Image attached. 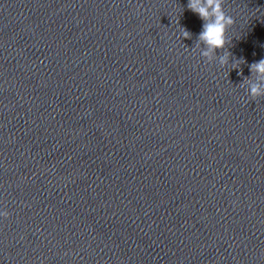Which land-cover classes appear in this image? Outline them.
<instances>
[{
  "label": "clouds",
  "instance_id": "9594fccd",
  "mask_svg": "<svg viewBox=\"0 0 264 264\" xmlns=\"http://www.w3.org/2000/svg\"><path fill=\"white\" fill-rule=\"evenodd\" d=\"M224 3L225 0H188L187 8L197 14L204 22L193 51L203 45L200 55L205 59L206 63H212L217 58L218 50H224L231 43L227 33L234 25L235 20L225 12ZM191 37L192 34L183 28L182 38L191 39ZM232 56L230 51H223V54L218 56L219 65L221 67L228 65ZM249 67L250 72L255 73L258 82L251 83L247 92L252 100H255L264 96V58L258 62L251 63ZM233 69H238L235 62H233ZM0 216L7 218L9 213L2 211Z\"/></svg>",
  "mask_w": 264,
  "mask_h": 264
}]
</instances>
